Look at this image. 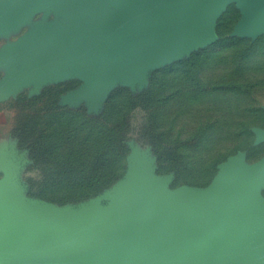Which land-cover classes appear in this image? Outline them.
Wrapping results in <instances>:
<instances>
[{
	"label": "rangeland",
	"instance_id": "rangeland-1",
	"mask_svg": "<svg viewBox=\"0 0 264 264\" xmlns=\"http://www.w3.org/2000/svg\"><path fill=\"white\" fill-rule=\"evenodd\" d=\"M242 19L234 2L209 42L143 69L111 64L89 94L88 78L70 67L15 97L18 173L31 208L61 216L125 209L141 182L164 194L206 192L234 159L260 162L264 34H240ZM258 195L264 200V187ZM256 238L264 244V229Z\"/></svg>",
	"mask_w": 264,
	"mask_h": 264
},
{
	"label": "water",
	"instance_id": "water-1",
	"mask_svg": "<svg viewBox=\"0 0 264 264\" xmlns=\"http://www.w3.org/2000/svg\"><path fill=\"white\" fill-rule=\"evenodd\" d=\"M30 10L51 7L61 30L30 40L29 83L60 79L73 67L91 93L111 64L145 68L196 43L209 42L217 19L240 4L238 32L264 34V0H26ZM122 12L116 16L112 8ZM264 139V133L262 134ZM264 158L253 166L234 159L211 190L162 193L141 182L125 209L57 215L31 208L17 245L22 264H36L53 245L74 250L81 264H264ZM23 238V239H22Z\"/></svg>",
	"mask_w": 264,
	"mask_h": 264
},
{
	"label": "crops",
	"instance_id": "crops-1",
	"mask_svg": "<svg viewBox=\"0 0 264 264\" xmlns=\"http://www.w3.org/2000/svg\"><path fill=\"white\" fill-rule=\"evenodd\" d=\"M64 26V18L51 7L30 10L26 0H0V264H22L17 245L31 217L19 179L10 104L44 86L29 83L26 77L29 59L40 61L46 55L45 50L25 53L29 41ZM81 260L74 250L56 244L40 253L36 264H81Z\"/></svg>",
	"mask_w": 264,
	"mask_h": 264
}]
</instances>
